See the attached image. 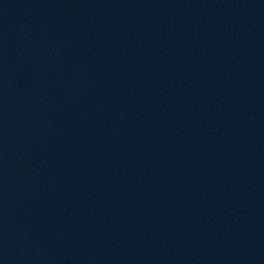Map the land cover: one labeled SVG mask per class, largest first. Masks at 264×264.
Listing matches in <instances>:
<instances>
[{
  "label": "water",
  "instance_id": "95a60500",
  "mask_svg": "<svg viewBox=\"0 0 264 264\" xmlns=\"http://www.w3.org/2000/svg\"><path fill=\"white\" fill-rule=\"evenodd\" d=\"M0 264H264V0H0Z\"/></svg>",
  "mask_w": 264,
  "mask_h": 264
}]
</instances>
